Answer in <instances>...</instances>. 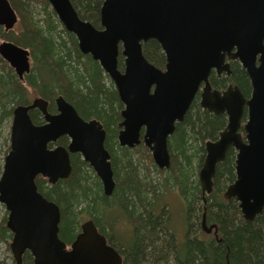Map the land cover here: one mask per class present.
I'll return each instance as SVG.
<instances>
[{
    "label": "water",
    "instance_id": "95a60500",
    "mask_svg": "<svg viewBox=\"0 0 264 264\" xmlns=\"http://www.w3.org/2000/svg\"><path fill=\"white\" fill-rule=\"evenodd\" d=\"M48 2L64 27L76 36L80 51L98 61L114 82L124 105L120 145L135 147L143 141L155 164L170 168L168 139L203 84L201 106L228 115L219 138L205 143L199 171L203 202L206 204L214 189L218 163L234 147L236 179L224 196L239 202L248 222L263 213L264 0H104L101 28L82 19L71 0ZM17 21L10 0H0V25L8 30ZM149 39H156L165 52V69L145 57L142 43ZM120 44L123 70L118 60ZM258 53H262L260 65H256ZM0 55L20 79L30 72L28 49L4 40ZM226 57L238 58L246 69L252 82L249 98L238 85L223 91L212 89V69L231 73ZM55 105L57 111L51 112L47 99L35 97L13 109L10 149L0 176V203L8 212L6 224L13 233L10 249L14 260L22 264L24 253L29 251L34 264H122L121 254L107 243L93 219L81 224L68 248L60 237V206L38 188V176L46 177L50 184L68 178L73 170L70 155L76 152L95 169L105 195L112 194L116 185L103 124L97 119L85 120L63 95L56 97ZM245 107L244 139L239 130ZM32 109L41 111L43 122L33 121ZM64 135L69 144H56ZM202 228L207 233L215 229L218 238L217 225L207 224L206 206Z\"/></svg>",
    "mask_w": 264,
    "mask_h": 264
},
{
    "label": "trees",
    "instance_id": "16d2710c",
    "mask_svg": "<svg viewBox=\"0 0 264 264\" xmlns=\"http://www.w3.org/2000/svg\"><path fill=\"white\" fill-rule=\"evenodd\" d=\"M32 1L40 6L35 9L42 17L34 16ZM71 1L80 17L100 27L103 0ZM10 2L20 19L14 29L6 30L0 25V42L9 40L29 49L32 66L20 79L0 55V138L14 107L31 101L30 90L49 101L51 112L56 110L55 98L64 95L84 118H97L107 129L106 146L112 154L116 180L112 194L105 195L100 179L78 154L72 155L73 170L68 178L55 184H49L43 176L37 178L39 190L60 206V237L73 241L85 218H92L100 231L122 247L123 264H264V211L248 222L239 202L224 196L236 177L234 149L230 148L217 165L214 189L206 204L196 176L204 160L205 141L217 137L226 124V115L203 109L196 96L169 139L170 168H159L143 144L129 148L117 142L123 106L118 91L99 62L80 51L76 36L63 26L48 0ZM142 47L150 62L158 67L165 65V54L157 40L150 39ZM123 64L120 55V69ZM232 68L230 76L211 73L212 84L223 87L233 82L249 96L251 85L246 71L238 62ZM30 114L35 123L42 122L38 109L30 110ZM59 143L67 145V137ZM142 159L148 161L147 165L141 164ZM151 167L159 173L157 179L147 176ZM141 169L147 174H142ZM173 189L187 207L188 229L183 240L172 229L171 213L163 201ZM204 206L207 224L217 225L218 238L200 227ZM7 214L0 219V241L10 244L13 233L6 224ZM120 221L126 222L127 231L118 232ZM202 230L205 235L201 237ZM0 264L16 262L0 259ZM22 264H34L29 251L24 253Z\"/></svg>",
    "mask_w": 264,
    "mask_h": 264
},
{
    "label": "rangeland",
    "instance_id": "374dc122",
    "mask_svg": "<svg viewBox=\"0 0 264 264\" xmlns=\"http://www.w3.org/2000/svg\"><path fill=\"white\" fill-rule=\"evenodd\" d=\"M31 5H30L31 6L30 8H31L32 11H34V16L36 18L42 17L43 16L42 13H39L35 9L37 3L32 1ZM37 7L39 8L40 6L37 5ZM50 8L53 9L51 7V5H50ZM18 27L19 26L17 25L16 28H18ZM109 79H110V77H109ZM113 84H114V82H113ZM114 86H115V84H114ZM30 96H31V100H33L35 97H37V94L33 90H30ZM122 108H123V106H122ZM122 108H121V110H122ZM12 117L13 116L11 115L4 122V125H3V128H2V137L0 138V165H2V169H3L5 156L9 152L8 151V146H10V130H11V124H12ZM136 156H140V155H136ZM147 163H148V161L146 162L145 159L141 160V164L143 166L147 165ZM143 166H141L142 169H143ZM199 170L200 169L197 170V175H196L197 178H199ZM0 173H2V170H1ZM145 173H146L145 169L142 170V174H145ZM149 173L150 174L147 175V176L152 177L154 179H157V177L159 176V173L156 171V169L152 168V167H151V171ZM93 174L96 175L95 172ZM0 176H1V174H0ZM163 201L168 204L167 208L170 210V213H171V224H172L171 227H172V229L175 230V232L177 233L178 238L180 240H183L185 235H186V233H187V229H188V225H187V207H186V203H185L184 199L177 193L176 189H173L172 191H168L165 194V197H164ZM6 212H7V210L5 208V205L0 203V219H2L4 215H6ZM86 219L87 218H85V220ZM117 229L119 230L118 232H120V231L123 232V230L127 231V226L126 225L124 226V222L120 221L117 224ZM199 233L201 234V237L205 235V232L203 230H202V232H199ZM0 259L1 260H6L8 262H12L14 260L13 253H12V251L10 249V244H8L7 241L6 242L0 241Z\"/></svg>",
    "mask_w": 264,
    "mask_h": 264
},
{
    "label": "flooded vegetation",
    "instance_id": "af4514ba",
    "mask_svg": "<svg viewBox=\"0 0 264 264\" xmlns=\"http://www.w3.org/2000/svg\"><path fill=\"white\" fill-rule=\"evenodd\" d=\"M104 1V0H103ZM103 4V3H102ZM102 6V5H101ZM14 8V7H13ZM15 9V8H14ZM76 9V8H75ZM16 10V9H15ZM100 11H101V9H100ZM17 12V11H16ZM78 12V11H77ZM17 15H18V12H17ZM82 18V17H81ZM83 19V18H82ZM86 20V19H85ZM18 21H19V15H18ZM18 21H17V23H18ZM89 21V20H88ZM61 22V21H60ZM91 22V21H90ZM16 23V24H17ZM62 23V22H61ZM16 24L14 25V27L13 28H11V29H14L15 28V26H16ZM64 26V25H63ZM4 27V26H3ZM97 27V26H96ZM102 26H101V20H100V27H97V28H101ZM5 28V27H4ZM8 30H10V29H8ZM77 39V38H76ZM150 40V39H149ZM148 40V41H149ZM154 40H156V39H154ZM147 42V41H146ZM144 43V42H143ZM142 43V44H143ZM120 54H119V56L120 55H122V53H121V50H122V46H121V44H120ZM162 48V47H161ZM27 49V48H26ZM29 50V49H28ZM142 50H143V47H142ZM163 50V49H162ZM236 50V49H235ZM235 50H233V51H235ZM30 52V51H29ZM164 52V51H163ZM164 54H165V52H164ZM90 55V54H89ZM91 56V55H90ZM119 56H118V60H119ZM123 56V55H122ZM261 56H262V53H258L257 55H256V65H260L261 64V60H260V58H261ZM92 57V56H91ZM146 57V56H145ZM165 58H166V54H165ZM93 59V58H92ZM30 60H32L31 59V53H30ZM94 60V59H93ZM6 61V60H5ZM166 61H167V58H166ZM226 61L227 62H229L230 63V69H231V73L230 74H228L226 71H221V73H219L218 71H217V69L216 68H214V69H212V71H211V73H214V74H216L218 77H220V76H222V75H227V76H230L231 74H232V71H233V68H232V65H233V63L234 62H238L240 65H241V67L246 71V69L243 67V65H242V62L237 58H229V57H226ZM7 62V61H6ZM8 63V62H7ZM123 63H124V56H123ZM165 64H166V62H165ZM31 66H32V61H31ZM158 67V66H157ZM123 68H124V64H123ZM123 68L121 69V70H123ZM160 68H162V69H165V65L163 66V67H160ZM211 73H210V75H209V81H210V83H211V86H212V89H217V90H219V91H223V90H225L229 85H238V84H236V83H233V82H230V83H228L226 86H223V87H215L213 84H212V82H211ZM246 73H247V71H246ZM107 74V73H106ZM108 75V74H107ZM247 75H248V73H247ZM248 77H249V75H248ZM111 79V78H110ZM249 81H250V85H251V91H250V94H249V96H246L245 94H244V92L242 91V93L245 95V97H247V98H249L250 96H251V93H252V82H251V78L249 77ZM239 86V85H238ZM116 87V86H115ZM202 88H203V84H201V86H200V88H199V90L197 91V93H196V95H195V97L196 96H198L199 97V99H200V105H201V92H202ZM240 88V87H239ZM241 89V88H240ZM59 95H62V94H59ZM58 95V96H59ZM57 96V97H58ZM64 96V95H63ZM56 99V98H55ZM195 99V98H194ZM32 101V100H31ZM30 101V102H31ZM29 102V103H30ZM70 102V101H69ZM28 103V104H29ZM71 103V102H70ZM72 104V103H71ZM123 104V103H122ZM74 105V104H73ZM123 107H124V105H123ZM202 107V106H201ZM76 108V107H75ZM203 108V107H202ZM204 109V108H203ZM39 110V109H38ZM207 110V109H206ZM40 111V110H39ZM57 110H55L54 112H56ZM78 111V110H77ZM41 112V111H40ZM210 112V111H209ZM79 113V112H78ZM210 113H213V112H210ZM80 114V113H79ZM213 114H215V113H213ZM222 114H225L226 115V119H227V121H226V124H225V126L219 131V133H218V135H217V137L215 138V139H208V140H217L218 138H219V134H220V132L222 131V130H224L225 129V127L227 126V123H228V115L226 114V113H222ZM221 114V115H222ZM31 115V114H30ZM81 115V114H80ZM120 115H121V111H120ZM215 115H220V114H215ZM43 116V115H42ZM82 116V115H81ZM83 117V116H82ZM84 118V117H83ZM247 118H248V114H247V107H245V111H244V114H243V117H242V126H241V128H240V132H241V134H242V136H243V138L245 139V130H244V128H243V125L245 124V122L247 121ZM85 120H91V119H97V118H84ZM97 120H99V119H97ZM121 120H122V117H121ZM120 120V121H121ZM100 121V120H99ZM120 121L118 122V132H117V142L119 143V140H118V133H119V131H120V127H119V123H120ZM42 122H43V118H42ZM101 122V121H100ZM102 123V122H101ZM103 124V123H102ZM178 124V123H177ZM177 124H176V126H177ZM103 127H104V129L106 130V133H107V129L105 128V126H104V124H103ZM143 134V133H142ZM65 137H67V140H68V143H67V145L69 144V137L67 136V135H64ZM64 136H62V137H64ZM62 137H60L59 138V140L62 138ZM171 137V136H170ZM170 137H169V139H170ZM141 138H143V135H141ZM169 139H168V148H169ZM59 140H58V142L56 143V144H61V143H59ZM106 140H107V135H106V139H105V147L108 149V147L106 146ZM208 140H206L205 141V143L208 141ZM140 144H143L145 147H147L146 145H145V143L142 141ZM140 144H138V145H140ZM62 145H64V144H62ZM67 145H64V146H67ZM119 145H120V143H119ZM137 145V146H138ZM120 146H122V145H120ZM125 147H127V146H125ZM129 148H134V147H129ZM148 148V147H147ZM204 148H205V144H204ZM230 148H233L234 149V151L236 152V154H237V150L234 148V147H230ZM229 148V149H230ZM148 150H149V152L151 153V150L148 148ZM108 151L110 152V150L108 149ZM228 152V151H227ZM73 154H78L79 156H80V158L81 159H83L84 161H86L84 158H83V155L80 153V152H76V153H72L71 155H70V157H71V163H72V155ZM110 154H111V152H110ZM205 154H206V149H205ZM227 155V154H226ZM151 156H152V153H151ZM226 158V157H225ZM152 159H153V157H152ZM204 159H205V156H204ZM111 165H113L112 164V154H111ZM224 161V160H223ZM235 161H236V158H235ZM87 162V161H86ZM203 162H204V160H203ZM88 164H89V166L94 170V172H95V169L90 165V163L89 162H87ZM221 163V162H220ZM219 164V163H218ZM202 165H203V163H202ZM202 165H201V167H202ZM235 166H236V164H235ZM72 167H73V163H72ZM112 168H113V166H112ZM201 169V168H200ZM114 171V170H113ZM200 171V170H199ZM235 172H236V168H235ZM96 173V172H95ZM97 175V174H96ZM98 176V175H97ZM39 177V176H38ZM46 178V177H45ZM99 178V177H98ZM100 179V178H99ZM115 179V178H114ZM199 179V178H198ZM235 179H236V177H235ZM47 181H48V179H47ZM101 181V180H100ZM115 182H116V180H115ZM199 182H200V180H199ZM49 183V182H48ZM102 183V182H101ZM50 184V183H49ZM231 184V183H230ZM200 186H201V184H200ZM228 187V186H227ZM226 190V189H225ZM225 192V191H224ZM179 194V193H178ZM44 195V194H43ZM180 195V194H179ZM45 196V195H44ZM181 196V195H180ZM203 196V195H202ZM166 203V202H165ZM167 204V203H166ZM205 204V203H204ZM205 207V206H204ZM89 219H92V218H89ZM85 221V220H84ZM83 221V222H84ZM82 222V223H83ZM81 223V224H82ZM125 224H126V222H124ZM97 226V225H96ZM126 226L128 227V225L126 224ZM200 227L202 228V219L200 220ZM97 228H98V226H97ZM203 229V228H202ZM98 230H99V228H98ZM214 230L215 229H213V231L211 232V233H208V234H214ZM80 231H81V226H80ZM79 231V232H80ZM78 232V233H79ZM99 232L100 233H102L105 237H106V240H107V243L109 244V245H111L112 247H114L120 254H121V256H122V264L124 263V259H125V257H124V255H123V253H122V247H120L117 243V241L116 240H114V239H110L105 233H103L102 231H100L99 230ZM78 233H77V235H78ZM207 233V232H206ZM76 235V236H77ZM76 238V237H75ZM74 238V239H75ZM114 238H116V235L114 236ZM63 239V238H62ZM64 240V239H63ZM65 241V240H64ZM74 241V240H73ZM73 241H71V242H67V241H65L66 243H67V247L68 248H70L71 247V243L73 242Z\"/></svg>",
    "mask_w": 264,
    "mask_h": 264
}]
</instances>
